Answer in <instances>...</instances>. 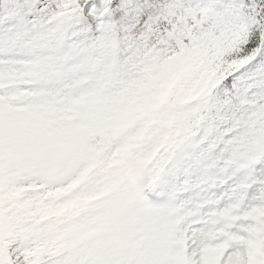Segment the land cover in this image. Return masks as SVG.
Wrapping results in <instances>:
<instances>
[{"label": "snow or ice", "instance_id": "snow-or-ice-1", "mask_svg": "<svg viewBox=\"0 0 264 264\" xmlns=\"http://www.w3.org/2000/svg\"><path fill=\"white\" fill-rule=\"evenodd\" d=\"M0 264H264V0H0Z\"/></svg>", "mask_w": 264, "mask_h": 264}]
</instances>
